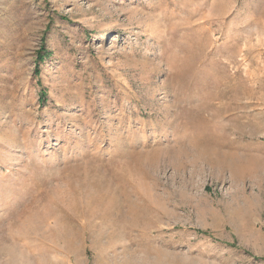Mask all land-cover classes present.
I'll return each instance as SVG.
<instances>
[{
    "label": "rangeland",
    "instance_id": "rangeland-1",
    "mask_svg": "<svg viewBox=\"0 0 264 264\" xmlns=\"http://www.w3.org/2000/svg\"><path fill=\"white\" fill-rule=\"evenodd\" d=\"M0 264H264V0H0Z\"/></svg>",
    "mask_w": 264,
    "mask_h": 264
}]
</instances>
